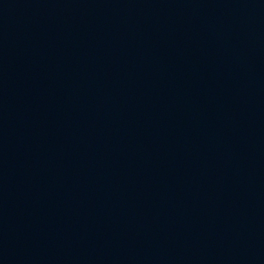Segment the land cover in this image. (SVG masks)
<instances>
[{"label": "water", "instance_id": "obj_1", "mask_svg": "<svg viewBox=\"0 0 264 264\" xmlns=\"http://www.w3.org/2000/svg\"><path fill=\"white\" fill-rule=\"evenodd\" d=\"M0 264H264V0H0Z\"/></svg>", "mask_w": 264, "mask_h": 264}]
</instances>
